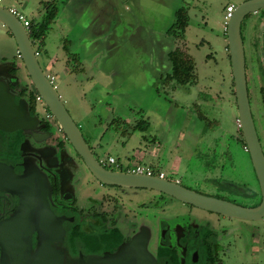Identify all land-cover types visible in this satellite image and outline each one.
I'll return each instance as SVG.
<instances>
[{
	"label": "rangeland",
	"instance_id": "1",
	"mask_svg": "<svg viewBox=\"0 0 264 264\" xmlns=\"http://www.w3.org/2000/svg\"><path fill=\"white\" fill-rule=\"evenodd\" d=\"M51 1L1 0L0 5L38 21L43 2ZM56 1L59 13L44 48L33 46L45 73L56 77L57 92L98 159L149 167L206 195L230 189L235 178L253 183L250 159L238 147L240 124L225 26L227 8L247 0ZM183 7L189 26L177 38L171 28ZM250 17L242 29L246 58L253 67ZM66 42L81 64H73L72 54L64 50ZM177 48L194 59L195 83L166 81L171 70L168 54ZM8 61L19 63L15 76L31 85L14 38L0 23V65L6 67ZM48 63L54 67L48 68ZM250 78L261 120L264 109L258 110L253 72ZM114 119L124 123L122 129L140 121L149 127L123 136L110 127ZM171 206L186 208L175 200Z\"/></svg>",
	"mask_w": 264,
	"mask_h": 264
},
{
	"label": "flooded vegetation",
	"instance_id": "2",
	"mask_svg": "<svg viewBox=\"0 0 264 264\" xmlns=\"http://www.w3.org/2000/svg\"><path fill=\"white\" fill-rule=\"evenodd\" d=\"M248 17L252 19L250 51L254 53V64L252 67L245 53L247 89L264 154L257 128L264 136V118L256 116L251 88L254 83L250 78L253 72L259 93L258 110H262L264 9L245 19ZM245 19L241 26L243 43ZM36 55H40L38 50ZM18 66V62L10 61L6 67L0 65L1 81L9 84L15 101L24 107L0 113V123L15 121L0 128V264H264V225L258 223L264 217L249 220L226 216L156 190L99 181L53 114L38 100L41 96L27 70L31 85L15 77ZM46 76L50 81L54 78L51 83L56 88V77ZM239 131L242 132L240 125ZM86 142L106 170L144 175L134 171L141 165L124 167L115 160L107 163L108 158L98 159ZM245 151L248 152L247 145ZM249 162L253 183L235 178L230 189L214 195L188 189L245 208H257L263 202V193L251 158ZM161 174L151 169L150 176L167 179L166 174ZM174 200L186 205L185 210L173 209Z\"/></svg>",
	"mask_w": 264,
	"mask_h": 264
},
{
	"label": "water",
	"instance_id": "3",
	"mask_svg": "<svg viewBox=\"0 0 264 264\" xmlns=\"http://www.w3.org/2000/svg\"><path fill=\"white\" fill-rule=\"evenodd\" d=\"M262 9H264V0L244 1L234 9L231 17L227 21L226 27L239 124L263 193L262 204L254 209L245 208L225 200L202 195L174 181H169L157 176L106 170L96 160L79 126L73 120L56 88L46 76V73L40 65L38 56L36 55L29 32L26 30L21 20L11 9L0 5V23L9 30L14 38L17 45L18 57L22 60V64L31 77L37 93L42 97L45 106L56 118L74 149L84 159L90 172L99 181L107 185L156 190L170 195L183 203L191 204L212 212L241 219L255 220L264 217V154L250 108L246 78V59L241 26L247 15ZM1 80L2 79H0V113L4 115L10 110H23L24 107L15 101L14 92L9 89V84ZM14 123L15 121L13 120H5L4 123H0V128H6V125ZM15 125H17V122Z\"/></svg>",
	"mask_w": 264,
	"mask_h": 264
},
{
	"label": "trees",
	"instance_id": "4",
	"mask_svg": "<svg viewBox=\"0 0 264 264\" xmlns=\"http://www.w3.org/2000/svg\"><path fill=\"white\" fill-rule=\"evenodd\" d=\"M42 17L38 21L31 20L30 28L28 30L30 39L32 43H36L38 50H41L45 46V40L49 32L51 31L52 25L55 23V20L59 13V2L53 0L51 2H43L42 5ZM189 26V14L187 8L183 7L176 11L175 21L171 28V34L175 37H180L184 34L185 30ZM64 50L67 55H71L68 42L64 45ZM78 54H73L72 59L74 60L73 64L80 63L78 62ZM171 70L170 73L165 76L166 81H174L178 85H187L192 84L196 80V64L194 59L189 56L186 52L177 48L169 52L168 54ZM78 69V68H77ZM122 121L120 119H114L110 123V127L114 130H117L123 136H131L135 131H145L148 129L149 125L146 121H140L134 126L122 129ZM240 145L238 147L247 154L248 159L249 153L245 151L246 143L243 139V134L240 131Z\"/></svg>",
	"mask_w": 264,
	"mask_h": 264
},
{
	"label": "built area",
	"instance_id": "5",
	"mask_svg": "<svg viewBox=\"0 0 264 264\" xmlns=\"http://www.w3.org/2000/svg\"><path fill=\"white\" fill-rule=\"evenodd\" d=\"M234 8H235L234 5L229 6L227 8V15L225 17V19H226L225 24L227 23V21L231 17L232 12L234 11ZM11 11L18 16V18L21 20V22L23 23L24 27L28 31L29 27H30V21L22 13L18 12L17 10L11 9ZM51 81H54L53 77H51ZM38 100H40L41 103H44L43 100L41 99V97H38ZM106 162L107 163H114L113 159H109V161H106ZM134 171L138 172V173L148 174V175L151 174V169L149 167H144V166H137L136 170H134ZM163 175L164 174H161L162 177H163Z\"/></svg>",
	"mask_w": 264,
	"mask_h": 264
},
{
	"label": "crops",
	"instance_id": "6",
	"mask_svg": "<svg viewBox=\"0 0 264 264\" xmlns=\"http://www.w3.org/2000/svg\"><path fill=\"white\" fill-rule=\"evenodd\" d=\"M15 5V4H14ZM4 7V6H3ZM11 9H15V8H11ZM28 20H31V19H28ZM75 53V52H74ZM48 68H53L54 66H53V63L51 64V63H48L47 65H46Z\"/></svg>",
	"mask_w": 264,
	"mask_h": 264
}]
</instances>
